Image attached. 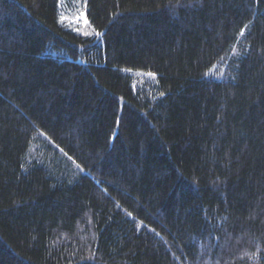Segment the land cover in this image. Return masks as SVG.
<instances>
[{"label": "trees", "instance_id": "16d2710c", "mask_svg": "<svg viewBox=\"0 0 264 264\" xmlns=\"http://www.w3.org/2000/svg\"><path fill=\"white\" fill-rule=\"evenodd\" d=\"M0 264H264V0H0Z\"/></svg>", "mask_w": 264, "mask_h": 264}, {"label": "rangeland", "instance_id": "374dc122", "mask_svg": "<svg viewBox=\"0 0 264 264\" xmlns=\"http://www.w3.org/2000/svg\"><path fill=\"white\" fill-rule=\"evenodd\" d=\"M79 17H80V18H83L82 21H80V23H82V24H86V21H85V19H84V16H83V14H82V11H81V14L79 15ZM88 25L90 26L88 31L82 29V31H83L84 34H88V35H96V36L100 35V32H99L94 26L90 25V23H88ZM85 26H86V25H85Z\"/></svg>", "mask_w": 264, "mask_h": 264}, {"label": "snow or ice", "instance_id": "6c2138e0", "mask_svg": "<svg viewBox=\"0 0 264 264\" xmlns=\"http://www.w3.org/2000/svg\"><path fill=\"white\" fill-rule=\"evenodd\" d=\"M84 19H85V21H87V16L86 15L84 16Z\"/></svg>", "mask_w": 264, "mask_h": 264}]
</instances>
